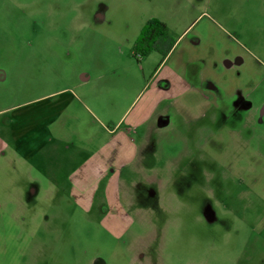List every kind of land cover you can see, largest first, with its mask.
Returning <instances> with one entry per match:
<instances>
[{
	"label": "rangeland",
	"instance_id": "obj_1",
	"mask_svg": "<svg viewBox=\"0 0 264 264\" xmlns=\"http://www.w3.org/2000/svg\"><path fill=\"white\" fill-rule=\"evenodd\" d=\"M153 19L166 64L137 53ZM180 63L202 115L157 86ZM121 116L119 214L84 211L67 176ZM0 264H264V0H0Z\"/></svg>",
	"mask_w": 264,
	"mask_h": 264
},
{
	"label": "crops",
	"instance_id": "obj_2",
	"mask_svg": "<svg viewBox=\"0 0 264 264\" xmlns=\"http://www.w3.org/2000/svg\"><path fill=\"white\" fill-rule=\"evenodd\" d=\"M171 53L172 52L162 57L161 62H164V64H166L169 61ZM178 59L182 61L181 57H179ZM160 71L161 70H159V68L155 69L153 75H159ZM184 76L186 77V72L183 68L182 63H180L178 67H169L166 69V71L164 70L163 74H161V77L157 82V86L159 88L160 86H163L162 90H169L173 85H175L178 92L177 100L180 103H190L186 106V108L194 107L200 109L203 106H211V99L208 98L205 93L200 92L197 87L191 86L189 83H187ZM209 87L210 89H213L214 86L211 84ZM59 92L68 93L72 91L71 89L65 88ZM76 98L77 97H75V100L78 101L80 105H83L82 107L84 109V112H86L87 115L91 118H88V120L91 121L90 123L93 124L94 122H96L97 118L95 112L92 111L89 106L83 104ZM134 100L131 102V105ZM71 104V102L63 103L64 109H68ZM200 110L201 113L199 114L202 115V112L206 110V108H202ZM125 120L126 119H124L123 116L118 118L113 129H108L103 124H101V128L105 131V133H107V135L110 136L107 139L109 140V144L105 143L98 146L96 150H94L87 156V158L82 162L81 165H79V167L73 169L67 176V181L70 182V186L72 189L71 191L73 198L74 200H77V203L80 204L84 211H90L93 207L94 202L99 201L101 196L104 204L107 207L108 214L111 212L114 215L119 214L117 202L119 188L118 185L121 173V171L119 170L125 167V165L127 164H132L140 153V145H136L134 143V140H132L131 138L128 139V136L125 134V130H117L122 127ZM53 123L58 126V119H56L55 116L53 117L52 115L49 124L53 125ZM46 125L48 126L47 123ZM55 130L56 132H50L42 135V137L44 136V141L46 143H51L52 141L61 142L63 140H70V136H68V134L64 132L63 129L60 131V129L56 127ZM126 130L129 131V127ZM38 136L39 138H41V135ZM149 136L150 135L148 134L144 139L142 138L141 140L148 141ZM39 138H35V147L33 152L34 156L37 155V152L42 147ZM27 153L28 152H26V154ZM28 155L31 154L29 153ZM116 168H118V170ZM36 169L40 171L41 166ZM49 170H55L54 166ZM113 171L115 172V174L113 173ZM100 190L102 191L100 192Z\"/></svg>",
	"mask_w": 264,
	"mask_h": 264
},
{
	"label": "trees",
	"instance_id": "obj_3",
	"mask_svg": "<svg viewBox=\"0 0 264 264\" xmlns=\"http://www.w3.org/2000/svg\"><path fill=\"white\" fill-rule=\"evenodd\" d=\"M161 44L165 46V51L162 52L165 55L173 46L174 41L168 37L165 25L153 19L146 24L137 39V53L140 56H148L154 51H159Z\"/></svg>",
	"mask_w": 264,
	"mask_h": 264
},
{
	"label": "flooded vegetation",
	"instance_id": "obj_4",
	"mask_svg": "<svg viewBox=\"0 0 264 264\" xmlns=\"http://www.w3.org/2000/svg\"><path fill=\"white\" fill-rule=\"evenodd\" d=\"M174 45V44H173ZM173 47V46H172ZM172 47L168 50V52L165 54V56L169 53V51L172 49ZM163 51H165V46H164V44H161L160 46H159V51H154V52H157V53H162ZM153 53V52H152ZM163 54V53H162Z\"/></svg>",
	"mask_w": 264,
	"mask_h": 264
},
{
	"label": "water",
	"instance_id": "obj_5",
	"mask_svg": "<svg viewBox=\"0 0 264 264\" xmlns=\"http://www.w3.org/2000/svg\"><path fill=\"white\" fill-rule=\"evenodd\" d=\"M164 124H167L166 121L163 122Z\"/></svg>",
	"mask_w": 264,
	"mask_h": 264
}]
</instances>
